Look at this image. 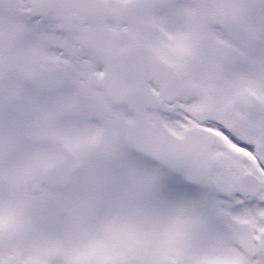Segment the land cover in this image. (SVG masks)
I'll list each match as a JSON object with an SVG mask.
<instances>
[{"label":"snow or ice","instance_id":"snow-or-ice-1","mask_svg":"<svg viewBox=\"0 0 264 264\" xmlns=\"http://www.w3.org/2000/svg\"><path fill=\"white\" fill-rule=\"evenodd\" d=\"M0 264H264V0H0Z\"/></svg>","mask_w":264,"mask_h":264}]
</instances>
